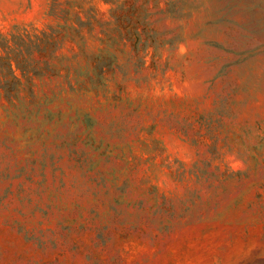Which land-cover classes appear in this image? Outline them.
<instances>
[{
  "label": "rangeland",
  "instance_id": "obj_1",
  "mask_svg": "<svg viewBox=\"0 0 264 264\" xmlns=\"http://www.w3.org/2000/svg\"><path fill=\"white\" fill-rule=\"evenodd\" d=\"M0 264H264V0H0Z\"/></svg>",
  "mask_w": 264,
  "mask_h": 264
}]
</instances>
